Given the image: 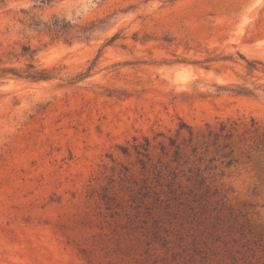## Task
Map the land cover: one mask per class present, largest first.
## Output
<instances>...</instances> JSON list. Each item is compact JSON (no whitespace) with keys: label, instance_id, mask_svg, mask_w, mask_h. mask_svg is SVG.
<instances>
[{"label":"rangeland","instance_id":"1","mask_svg":"<svg viewBox=\"0 0 264 264\" xmlns=\"http://www.w3.org/2000/svg\"><path fill=\"white\" fill-rule=\"evenodd\" d=\"M28 64L0 264H264V0H0V68Z\"/></svg>","mask_w":264,"mask_h":264},{"label":"trees","instance_id":"2","mask_svg":"<svg viewBox=\"0 0 264 264\" xmlns=\"http://www.w3.org/2000/svg\"><path fill=\"white\" fill-rule=\"evenodd\" d=\"M53 26L56 27L57 25ZM21 57L32 59L33 52H31L29 48H25L21 53ZM11 77L25 78L32 81H47L51 79L47 72L36 71L31 64H28L24 71H20L14 68H0V79H7Z\"/></svg>","mask_w":264,"mask_h":264}]
</instances>
